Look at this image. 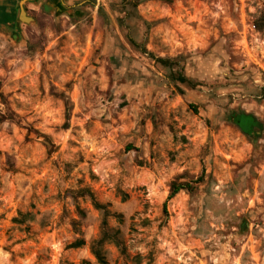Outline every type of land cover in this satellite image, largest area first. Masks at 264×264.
<instances>
[{"label": "rangeland", "instance_id": "374dc122", "mask_svg": "<svg viewBox=\"0 0 264 264\" xmlns=\"http://www.w3.org/2000/svg\"><path fill=\"white\" fill-rule=\"evenodd\" d=\"M45 5L0 33V264H264V0Z\"/></svg>", "mask_w": 264, "mask_h": 264}, {"label": "crops", "instance_id": "0c3cea01", "mask_svg": "<svg viewBox=\"0 0 264 264\" xmlns=\"http://www.w3.org/2000/svg\"><path fill=\"white\" fill-rule=\"evenodd\" d=\"M47 0H0V33L21 31ZM49 1V0H48Z\"/></svg>", "mask_w": 264, "mask_h": 264}, {"label": "trees", "instance_id": "16d2710c", "mask_svg": "<svg viewBox=\"0 0 264 264\" xmlns=\"http://www.w3.org/2000/svg\"><path fill=\"white\" fill-rule=\"evenodd\" d=\"M158 62L162 63V64H168L170 63L169 60H164V59H157ZM178 80H180V82L182 83H186L187 82V79H185L184 77H178ZM238 124L243 128V130H245L246 133H250V130L252 129V127L254 126V119L253 117H250V116H247V115H244V116H241L238 120ZM65 128H68V125L66 124L65 125ZM203 178V174L201 177L197 178L194 183L195 184H198L199 182H201ZM195 189V187L193 186L192 183H181V184H173L172 186V189H171V192L167 198V201L164 205V208L166 210V207H167V203L168 201H170L171 199H173L180 191H189V192H192L193 190ZM23 216V215H22ZM26 216V215H25ZM20 223H23L24 220H20L19 221ZM81 245H84V242L80 241L79 243H75L74 245L72 246H81ZM97 258H98V261L101 263V264H107L106 261H104V258L101 257L99 255V253H95Z\"/></svg>", "mask_w": 264, "mask_h": 264}]
</instances>
